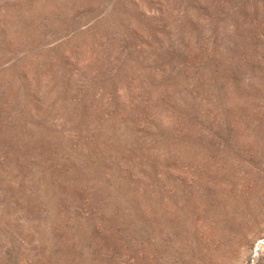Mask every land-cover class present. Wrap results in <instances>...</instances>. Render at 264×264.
Instances as JSON below:
<instances>
[{
  "label": "rangeland",
  "instance_id": "1",
  "mask_svg": "<svg viewBox=\"0 0 264 264\" xmlns=\"http://www.w3.org/2000/svg\"><path fill=\"white\" fill-rule=\"evenodd\" d=\"M0 264H264V0H0Z\"/></svg>",
  "mask_w": 264,
  "mask_h": 264
}]
</instances>
